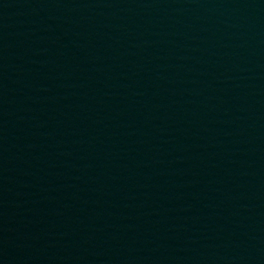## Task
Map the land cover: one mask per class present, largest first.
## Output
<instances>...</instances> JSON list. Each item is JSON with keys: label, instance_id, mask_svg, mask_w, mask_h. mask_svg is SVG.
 Masks as SVG:
<instances>
[{"label": "water", "instance_id": "water-1", "mask_svg": "<svg viewBox=\"0 0 264 264\" xmlns=\"http://www.w3.org/2000/svg\"><path fill=\"white\" fill-rule=\"evenodd\" d=\"M0 264H264V0H0Z\"/></svg>", "mask_w": 264, "mask_h": 264}]
</instances>
